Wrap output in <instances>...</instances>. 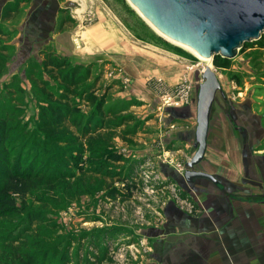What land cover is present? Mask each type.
Wrapping results in <instances>:
<instances>
[{"label":"rangeland","instance_id":"rangeland-1","mask_svg":"<svg viewBox=\"0 0 264 264\" xmlns=\"http://www.w3.org/2000/svg\"><path fill=\"white\" fill-rule=\"evenodd\" d=\"M15 1L9 7L16 11L5 14L13 16L11 21L0 23V119H5L12 166L20 162V169L26 171L32 163L28 172L38 178L27 179L25 191L11 194L12 207H4L0 214V264H22L28 255L37 264H63L64 259L68 264H83L104 249L107 260L102 264H149V237L145 233L161 221L167 202L176 206V186L193 200L176 184V171L177 163L181 166L194 150L193 136L184 138L182 130L191 126V135L194 132L199 81L195 72L199 78L203 61L155 32L127 0H81V12L60 11L54 28L73 39L75 51H67L71 63L78 60L77 44H87L89 35L84 27L103 17L113 18L118 25L117 19L134 37L152 44L157 54L176 59V79L171 82L150 77L146 86L121 68L130 79L122 85L105 75L117 65L111 60L95 61L89 50L79 58L89 69L83 84L94 81L96 92L106 94L103 107L113 105L115 116L108 119L112 123L109 127L106 124L93 136L61 143L45 134L38 117L40 106L45 104V91H57L55 81L41 70V59L29 54L33 51L30 47L27 53H21L19 66L13 67L12 40L26 11L25 3ZM41 50L42 58L55 46L48 44ZM209 61L220 84L211 102L209 120L214 122L223 115L238 143L239 132L244 130L249 147H253L252 124L257 121L253 113L264 129V31L255 40L244 42L231 58L214 55ZM173 84H179L177 88H186L187 84L188 97L169 109L159 95L171 93ZM76 107V114L98 116L89 104L78 103ZM230 109L235 112V120H231ZM122 115L131 118L130 122L120 123ZM132 127L134 131H125ZM263 148L264 138L250 152L259 154ZM106 152L118 154L120 160H106ZM100 163L104 165L102 170L107 168L113 174L96 171Z\"/></svg>","mask_w":264,"mask_h":264},{"label":"crops","instance_id":"crops-1","mask_svg":"<svg viewBox=\"0 0 264 264\" xmlns=\"http://www.w3.org/2000/svg\"><path fill=\"white\" fill-rule=\"evenodd\" d=\"M63 1H19L26 4V11L12 40L16 60L13 67L21 62V53H27L29 47L33 49L29 54L38 59H41L39 50L48 44H54V51L63 55H70L69 49L75 51L68 33L54 28L61 11L58 5ZM12 2L15 5V0H0V23L4 25L13 17L5 14L16 11L9 7ZM109 18L103 17L84 27L89 37L87 44H77L80 51L76 52V62L80 63L79 58L83 59L90 50L95 61L111 60L146 86L150 77L163 82L176 79V59L157 54L152 44L137 39L117 19L118 25ZM253 115L257 121L251 123L252 135L258 130L261 140L264 129L259 117ZM225 122L223 115L214 122L208 119L204 153L194 165L197 170L215 175L217 182L204 178L195 182L193 178L189 183L176 171V184L190 193L196 210L186 213L167 202L161 221L149 226L145 233L149 237V264H264V151L254 155L250 152L260 142L253 136L255 146L249 147L245 131L247 142L242 152ZM182 131L184 138L194 137L191 126Z\"/></svg>","mask_w":264,"mask_h":264},{"label":"water","instance_id":"water-1","mask_svg":"<svg viewBox=\"0 0 264 264\" xmlns=\"http://www.w3.org/2000/svg\"><path fill=\"white\" fill-rule=\"evenodd\" d=\"M129 5L156 31L202 57L221 55L231 58L241 45L255 40L264 31V0H127ZM61 11H82L81 0H64ZM147 23V22H146ZM196 84L194 151L184 162L181 178L189 183L195 178L214 183L213 174L194 168L202 158L209 111L220 84L209 66H203Z\"/></svg>","mask_w":264,"mask_h":264},{"label":"trees","instance_id":"trees-1","mask_svg":"<svg viewBox=\"0 0 264 264\" xmlns=\"http://www.w3.org/2000/svg\"><path fill=\"white\" fill-rule=\"evenodd\" d=\"M4 33V32H3ZM42 52V51H41ZM41 70L49 75L55 81V88L57 91H45V104L40 106L39 119L41 126L45 130V134L50 138L61 143H70L76 141L78 137H85L87 135L93 136L94 133L101 127H109L112 123L109 118L115 116L113 105L103 107L107 101L105 92L97 93L95 82L83 84L89 75L87 65L81 63H71L67 55L59 54L57 52H47L40 60ZM42 84V83H41ZM44 89L43 86L41 88ZM84 103L93 107V110L98 115L93 113L84 117L78 111L76 104ZM122 108V106H121ZM82 118L84 119L83 122ZM131 118L128 116H121L120 123L130 122ZM135 127L125 129L126 132H132ZM7 128L5 119H0V214L4 213V207H12L13 198L11 194L25 191V184L29 181L27 179L38 178V175H32L29 164L28 169H20V162L12 166L9 155L10 147H7ZM106 160L119 161L120 156L114 152L105 153ZM100 163L96 171H104L106 174L112 173L107 168H103ZM25 171V172H24ZM29 175V177H28ZM50 176V175H49ZM24 189V190H22ZM182 197H187L183 192H180ZM104 251L92 256V260H85L83 264H102L107 260ZM63 264H68V259L62 260ZM36 259L28 255L22 264H35ZM37 264V263H36ZM42 264V263H38Z\"/></svg>","mask_w":264,"mask_h":264},{"label":"built area","instance_id":"built-area-1","mask_svg":"<svg viewBox=\"0 0 264 264\" xmlns=\"http://www.w3.org/2000/svg\"><path fill=\"white\" fill-rule=\"evenodd\" d=\"M105 75L110 79H117L120 81V83L122 85H127L130 81L129 77L122 71L120 66H116L115 68H111L108 69L105 72ZM179 84H173L171 87L173 89V91L171 93H163V95H159L160 100L164 99V104L169 107H177L179 105V103H181V101L183 100H187V84H186V88L182 87V88H177ZM176 90V91H175ZM170 94H172L173 96H171ZM184 164L182 163V165L180 166V163H177V166H179L177 172L178 173H182L183 171V166ZM180 187L177 185L176 186V191L174 192L175 195V202H176V206L183 210L186 213H194V211L196 210V206L193 200L187 198V197H182L180 195V191L179 190Z\"/></svg>","mask_w":264,"mask_h":264},{"label":"flooded vegetation","instance_id":"flooded-vegetation-1","mask_svg":"<svg viewBox=\"0 0 264 264\" xmlns=\"http://www.w3.org/2000/svg\"><path fill=\"white\" fill-rule=\"evenodd\" d=\"M21 1H23V0H21ZM221 93V92H220ZM221 96H224L222 93H221ZM249 107H250V104H248V109H249ZM250 110V109H249ZM230 111H231V113H232V117H231V120H235L236 119V115H235V112H234V110H232V109H230ZM247 120H249V119H247ZM250 122H252V121H250ZM258 131V130H257ZM257 131H255V132H253V136L254 137H257V139H259V142H260V135H258V132ZM240 135H241V140H240V145H241V147H242V149H243V151L242 152H245V146H246V142H247V135H246V133H245V131L244 130H240ZM263 139V138H262ZM259 144V143H258ZM257 144V145H258ZM256 145V146H257ZM244 162H245V160H244ZM181 176V175H180Z\"/></svg>","mask_w":264,"mask_h":264},{"label":"bare ground","instance_id":"bare-ground-1","mask_svg":"<svg viewBox=\"0 0 264 264\" xmlns=\"http://www.w3.org/2000/svg\"><path fill=\"white\" fill-rule=\"evenodd\" d=\"M144 20H145V18L142 16V15H140ZM146 21V20H145ZM147 22V24L155 31V32H157L156 31V29L148 22V21H146ZM158 33V32H157ZM167 40H169V41H171V42H173V43H175V44H178V43H176V42H174L173 40H171V39H169V38H167V37H165ZM178 45H180V44H178ZM181 46V45H180ZM189 50H191V49H189ZM195 55H197L198 57H199V59L200 60H202L203 61V66L205 65V66H209L210 67V61H209V57H202V56H199L198 54H196L195 53V51L194 50H191Z\"/></svg>","mask_w":264,"mask_h":264}]
</instances>
